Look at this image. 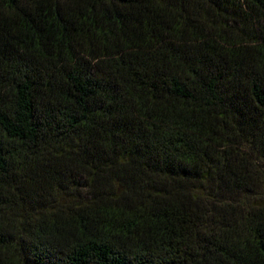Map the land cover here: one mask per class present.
Instances as JSON below:
<instances>
[{"label": "trees", "instance_id": "16d2710c", "mask_svg": "<svg viewBox=\"0 0 264 264\" xmlns=\"http://www.w3.org/2000/svg\"><path fill=\"white\" fill-rule=\"evenodd\" d=\"M0 264H264V0H0Z\"/></svg>", "mask_w": 264, "mask_h": 264}]
</instances>
